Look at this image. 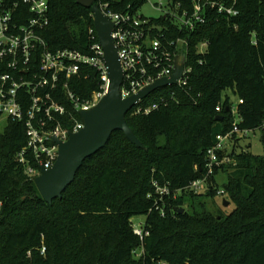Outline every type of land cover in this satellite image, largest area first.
Listing matches in <instances>:
<instances>
[{"label": "trees", "instance_id": "trees-1", "mask_svg": "<svg viewBox=\"0 0 264 264\" xmlns=\"http://www.w3.org/2000/svg\"><path fill=\"white\" fill-rule=\"evenodd\" d=\"M48 2L50 24L43 37L49 47L86 53L94 27L91 10L77 0ZM146 2L96 1L122 13ZM172 2L192 9L193 0ZM237 8L235 18L210 13L194 32L169 17L151 21L153 38L187 41L188 85L157 92V109L146 112L141 105L127 115L145 149L114 133L52 205L17 161L26 145L24 126L7 121L0 129V264H264V155L238 154L234 146L221 155L232 163L215 169L205 193L187 191L206 175L207 151L236 122L230 97L224 99L227 91L243 101L237 108L239 129L262 130L264 146V0H237ZM202 43L205 53L199 52ZM87 74L73 86L82 100L100 88L99 74ZM171 93L175 100L163 105ZM220 173L227 175L223 186ZM154 181L172 191L165 205L155 195ZM218 197L222 206L215 213L207 210L202 201ZM187 199L191 213L185 210ZM225 200L235 205L230 214L224 212ZM138 216L146 217L148 235L142 240L131 225Z\"/></svg>", "mask_w": 264, "mask_h": 264}, {"label": "built area", "instance_id": "built-area-1", "mask_svg": "<svg viewBox=\"0 0 264 264\" xmlns=\"http://www.w3.org/2000/svg\"><path fill=\"white\" fill-rule=\"evenodd\" d=\"M163 1H167L168 9L165 18H171L180 29L190 32L204 26L210 13L228 19L240 15L237 0H193L191 10L172 0ZM99 9L115 24L112 39L124 72L123 99L159 80L171 78L176 58L182 55L186 56L184 73L176 87L188 85L192 68L187 65L186 40L169 41L165 36L153 38L151 21L139 15L140 9L115 12L108 4L100 5ZM48 12V0H0V120L5 118L24 126L27 140L17 154V161L33 181L41 175L42 168L54 167L59 156L56 141L66 143L72 134L84 128L80 112L96 107L110 88L108 66L95 27L89 30L86 53L69 49L55 51L43 37L50 24ZM91 15L94 22V15ZM206 47L207 44L202 43L199 52L205 53ZM89 70L99 74L100 88L89 99L82 100L73 86L79 85L81 77L87 79ZM145 103L142 105L146 112L158 108L157 104L144 106ZM251 132L240 130L235 122L230 132L218 136L216 144L206 154V175L188 189L195 193L205 192L215 169L230 162L228 155H221L236 145V137H248ZM153 186L155 195L165 205V199L172 195L169 185L154 181ZM159 210L163 215L164 208ZM134 234L141 240L148 235L144 229H134Z\"/></svg>", "mask_w": 264, "mask_h": 264}, {"label": "water", "instance_id": "water-1", "mask_svg": "<svg viewBox=\"0 0 264 264\" xmlns=\"http://www.w3.org/2000/svg\"><path fill=\"white\" fill-rule=\"evenodd\" d=\"M97 0H77V4L91 10L94 15V27L103 47L104 59L108 66L110 88L108 94L94 108L81 111L84 128L72 134L66 143L59 144V156L50 170L42 168V173L34 179V184L42 199L49 205L55 200L62 199L63 194L75 182L78 172L86 160L105 149L116 132H122L127 140L139 149H145L142 142L129 127L126 117L135 108L148 101L158 91L178 86L183 77L186 56L176 58L175 71L171 78H165L145 88L138 94L123 99L121 87L124 72L119 60L118 49L112 39L115 24L99 9ZM218 119L222 120V117ZM229 202L224 201V207ZM181 212H184L182 209Z\"/></svg>", "mask_w": 264, "mask_h": 264}, {"label": "rangeland", "instance_id": "rangeland-1", "mask_svg": "<svg viewBox=\"0 0 264 264\" xmlns=\"http://www.w3.org/2000/svg\"><path fill=\"white\" fill-rule=\"evenodd\" d=\"M160 7H162V8L160 9ZM167 11H168L167 1L150 0L143 7H141V9L139 11V15H142L144 18H146L150 21H157V20L164 18ZM206 49H207V47L205 48V51H206ZM226 96L230 97L231 102L234 105L235 120H236V122H239L240 118L238 116V111H237V108L239 105V98L237 96H235L231 91H227L224 94V99ZM155 97H156V95H154L152 98H150L148 101H146V103H145L146 106H151L153 104ZM175 98H176V94L171 93L170 95L165 97L161 101V103L163 105H168L170 103H173ZM6 123H7V120L5 118L0 120L1 129L6 125ZM261 137H262V130L258 129L256 131H252L248 135V137L239 138L238 143L235 145L236 146V148H235L236 152L239 154L242 151H248L255 156H263L264 155V146H263V143L261 141ZM163 142H164V140H161L162 144H163ZM232 150H233V147H230V148H228L227 151L231 152ZM232 161L233 160L230 159V162L228 164L226 163L225 165L228 166L230 163H232ZM217 181H218L220 186H223L224 184L227 183V175L225 173H220L219 176L217 177ZM187 191H189V189H187ZM205 192H202V193H205ZM223 200L224 199L222 197H218L215 201H212L210 199H206L205 201H202V202L205 203L207 210L215 213L217 210L216 207L222 206ZM197 204L199 205V202ZM223 209H224L225 214H230L234 211L235 205L231 204L228 207H223ZM185 210L190 212V213L192 212L189 199H187L185 202ZM162 214L163 215L161 217H164L166 213L164 212ZM145 224H146V217L145 216L134 217L131 221V225H132L133 230L134 229L143 230L145 228ZM97 255L99 256V258L102 257L100 254H97Z\"/></svg>", "mask_w": 264, "mask_h": 264}]
</instances>
